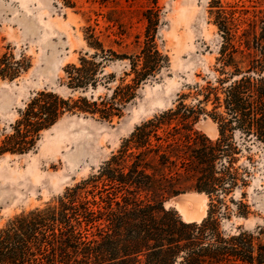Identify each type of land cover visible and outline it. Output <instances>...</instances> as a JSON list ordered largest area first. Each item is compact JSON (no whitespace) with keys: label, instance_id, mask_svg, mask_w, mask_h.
<instances>
[{"label":"trees","instance_id":"trees-1","mask_svg":"<svg viewBox=\"0 0 264 264\" xmlns=\"http://www.w3.org/2000/svg\"><path fill=\"white\" fill-rule=\"evenodd\" d=\"M247 1L251 5L209 2L220 43L213 77L196 88V102L185 103L188 94H182L173 107L137 124L94 174L44 206L9 218L0 226V264H264L263 231L223 228L233 214L226 198L251 177L242 161L247 143L264 147V0ZM144 15L145 39L134 54L105 46L87 26L85 39L94 52L65 66L63 85L71 93L33 94L0 129V156L34 151L44 133L69 115L121 117L138 87L170 66L155 40L158 11ZM115 60H128L129 70L112 89L116 73L106 68ZM30 67L23 54H0L3 80L14 81ZM100 85L112 93L95 97ZM76 91L90 96L71 95ZM202 116L217 125L215 138L195 129ZM193 191L209 199L202 220L186 221L166 207L171 198ZM247 208L240 200L238 215L247 216Z\"/></svg>","mask_w":264,"mask_h":264},{"label":"rangeland","instance_id":"rangeland-1","mask_svg":"<svg viewBox=\"0 0 264 264\" xmlns=\"http://www.w3.org/2000/svg\"><path fill=\"white\" fill-rule=\"evenodd\" d=\"M73 1L75 7L64 5L63 0H0V54L8 51L16 58L23 54L31 64L14 81L0 78V129L18 117V110L37 91L71 93L63 85L65 66L78 63L87 50L94 52L85 39L87 26L94 29L105 46L120 54H134L145 39L144 13L156 9L160 23L155 40L168 55L170 66L138 87L121 117L116 115L106 121L97 114L69 115L44 133L34 151L0 156V226L18 213L55 200L66 188L94 174L137 124L173 107L182 94H188L185 103H195L196 88L213 77L220 34L209 14L211 0ZM126 70L128 60L112 61L106 72L116 73V81L108 87L115 88ZM131 77L127 76L126 81ZM108 87L100 85L94 91L95 97L109 96L112 90ZM80 94L90 96V92L80 91L71 95ZM214 124L202 116L195 129L215 138L218 131ZM247 145L242 161L251 170L249 184L226 198L233 214L230 219L224 218L223 228L234 231L243 227L263 231L264 235V147L257 142ZM240 200L248 205L247 216L237 213ZM176 204L172 199L165 205L185 218Z\"/></svg>","mask_w":264,"mask_h":264},{"label":"bare ground","instance_id":"bare-ground-1","mask_svg":"<svg viewBox=\"0 0 264 264\" xmlns=\"http://www.w3.org/2000/svg\"><path fill=\"white\" fill-rule=\"evenodd\" d=\"M214 123V122H213ZM215 125V124H214ZM217 130L216 125L213 127ZM186 221L202 220L207 214V195L204 193H183L172 198ZM171 199V200H172ZM169 201L166 202V204Z\"/></svg>","mask_w":264,"mask_h":264}]
</instances>
